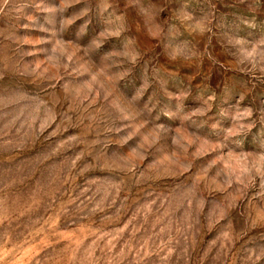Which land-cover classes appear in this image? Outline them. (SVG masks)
<instances>
[{"label": "rangeland", "instance_id": "1", "mask_svg": "<svg viewBox=\"0 0 264 264\" xmlns=\"http://www.w3.org/2000/svg\"><path fill=\"white\" fill-rule=\"evenodd\" d=\"M0 264H264V0H0Z\"/></svg>", "mask_w": 264, "mask_h": 264}]
</instances>
